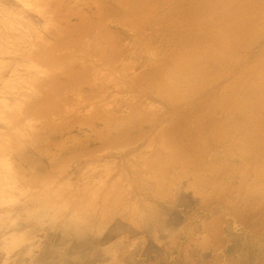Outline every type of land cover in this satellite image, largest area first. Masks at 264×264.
Listing matches in <instances>:
<instances>
[{"label": "rangeland", "instance_id": "1", "mask_svg": "<svg viewBox=\"0 0 264 264\" xmlns=\"http://www.w3.org/2000/svg\"><path fill=\"white\" fill-rule=\"evenodd\" d=\"M263 186L264 0H0V264H264Z\"/></svg>", "mask_w": 264, "mask_h": 264}, {"label": "bare ground", "instance_id": "2", "mask_svg": "<svg viewBox=\"0 0 264 264\" xmlns=\"http://www.w3.org/2000/svg\"><path fill=\"white\" fill-rule=\"evenodd\" d=\"M115 5V4H114ZM187 8V7H186ZM188 9V8H187ZM213 116V115H212ZM235 145V144H234ZM243 147V146H242ZM239 148V147H238ZM239 150H240V148H239ZM238 151V150H237ZM243 151V150H242ZM240 151H238V153H239ZM244 152V151H243ZM242 153V152H241ZM240 154V153H239ZM249 155H251V154H249ZM248 157V156H247ZM256 156H249V159H251V160H253L254 158H255ZM248 160V159H247ZM255 160V159H254ZM253 160V161H254ZM261 161V160H260ZM261 163V162H260ZM251 166V165H250ZM241 167H243V165L241 164L240 166H239V168H241ZM238 168V169H239ZM242 169V168H241ZM240 171V170H239ZM259 172V171H258ZM239 172H233V174H231L230 176L231 177H236V175L238 174ZM263 177V176H262ZM45 181V180H44ZM258 184V183H257ZM254 186H256V185H254ZM264 187V186H263ZM251 188V187H250ZM252 190V189H251ZM264 190V189H263ZM249 191V190H248ZM260 191H262V190H260ZM263 192V191H262ZM254 193V192H253ZM257 193V192H256ZM261 194V195H260ZM258 196H256V198H255V204H254V206L253 207H255V208H249L248 209V212H247V214H248V217L247 218H249V217H253V218H260L261 220H264V193H260ZM253 195V194H252ZM256 195V194H255ZM247 202V201H246ZM249 202V201H248ZM246 215V214H245ZM262 263V262H261Z\"/></svg>", "mask_w": 264, "mask_h": 264}]
</instances>
